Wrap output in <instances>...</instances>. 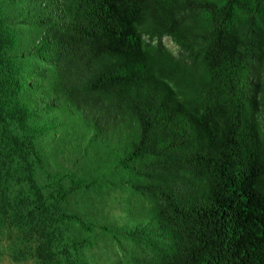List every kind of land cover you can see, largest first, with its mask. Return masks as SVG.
<instances>
[{
	"label": "trees",
	"instance_id": "1",
	"mask_svg": "<svg viewBox=\"0 0 264 264\" xmlns=\"http://www.w3.org/2000/svg\"><path fill=\"white\" fill-rule=\"evenodd\" d=\"M0 238L33 264H264V0H0Z\"/></svg>",
	"mask_w": 264,
	"mask_h": 264
},
{
	"label": "rangeland",
	"instance_id": "2",
	"mask_svg": "<svg viewBox=\"0 0 264 264\" xmlns=\"http://www.w3.org/2000/svg\"><path fill=\"white\" fill-rule=\"evenodd\" d=\"M162 41L172 50V51H174V52H176V46H175V44L170 40V38L168 37V36H165L163 39H162ZM65 121H66V123H68V122H70L71 121V117H70V115L69 114H67V115H65ZM67 129H68V131H72V130H76V129H78V128H81L80 126H78L77 124H76V126H68V127H66ZM83 136L85 137L86 136V132H84V134H83ZM83 144V140H82V142H81V145ZM67 148H69V147H67L66 146V149L64 150V153H67L68 152V149ZM61 154H62V157H63V160H65V161H67V156H65L64 154H63V152L61 151ZM110 201V200H109ZM113 213H115V214H113ZM118 213H120L121 214V212L119 211V209H116L115 211H111V212H109L108 211V214H109V216L111 217V219H114V218H118L119 217V214ZM113 214V215H112ZM112 217H114V218H112ZM13 232V231H12ZM15 232V231H14ZM1 239V238H0ZM5 244L6 242L5 241H3V239L2 240H0V264H33L31 261H32V259H26L25 261H19V262H16V261H14L10 256H9V254H7V253H5V252H1L2 251V245H3V243ZM98 261L100 262V261H102L101 260V258L100 257H98Z\"/></svg>",
	"mask_w": 264,
	"mask_h": 264
}]
</instances>
